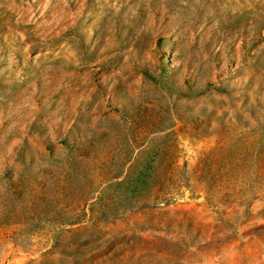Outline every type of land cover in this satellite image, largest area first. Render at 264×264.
Returning a JSON list of instances; mask_svg holds the SVG:
<instances>
[{
    "label": "rangeland",
    "instance_id": "1",
    "mask_svg": "<svg viewBox=\"0 0 264 264\" xmlns=\"http://www.w3.org/2000/svg\"><path fill=\"white\" fill-rule=\"evenodd\" d=\"M0 264H264V0H0Z\"/></svg>",
    "mask_w": 264,
    "mask_h": 264
}]
</instances>
